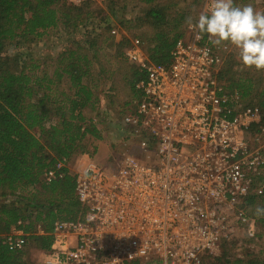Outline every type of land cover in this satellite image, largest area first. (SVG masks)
Masks as SVG:
<instances>
[{"label":"built area","instance_id":"2783aa9c","mask_svg":"<svg viewBox=\"0 0 264 264\" xmlns=\"http://www.w3.org/2000/svg\"><path fill=\"white\" fill-rule=\"evenodd\" d=\"M194 25L167 65L152 63L138 45L126 50L146 71L136 108L122 119L141 156L126 151L112 165L82 154L74 173L85 213L55 222L50 250L33 264H202L239 232L256 236L245 209L250 196L264 195L262 113L220 81V53ZM27 236L16 227L5 240L23 250Z\"/></svg>","mask_w":264,"mask_h":264},{"label":"trees","instance_id":"16d2710c","mask_svg":"<svg viewBox=\"0 0 264 264\" xmlns=\"http://www.w3.org/2000/svg\"><path fill=\"white\" fill-rule=\"evenodd\" d=\"M121 1L105 2L111 12L96 22L89 10L92 2L0 0V264H33L25 250L10 249L6 243L5 236L13 228L28 234L27 243L42 253L51 248L55 222L77 220L85 213L70 165L75 155L88 150L89 141L102 138L97 123L87 115L100 102V82L109 79L100 51L118 48L114 57L119 69L125 70L123 76L135 99L130 112L136 108L141 97L136 84L146 79V71L126 55L132 40L123 35L117 41L111 34L112 16H117L114 7ZM136 1L146 6L138 21L152 28L146 38L147 57L154 64L167 65L176 42L184 36L181 27L187 13L174 10L178 5L174 0ZM126 8V3L120 6L122 11ZM59 25L72 34L82 26L84 33L58 53L50 71L27 48ZM218 77L241 95L246 106L261 111L264 125V70L240 71L233 57L225 61ZM49 171L56 174L52 180L47 178ZM258 198L264 202V195H252L247 207ZM38 226L44 234L36 233ZM231 244L224 242L219 256L206 254L202 264H264V250L263 256L231 257L227 250Z\"/></svg>","mask_w":264,"mask_h":264},{"label":"rangeland","instance_id":"374dc122","mask_svg":"<svg viewBox=\"0 0 264 264\" xmlns=\"http://www.w3.org/2000/svg\"><path fill=\"white\" fill-rule=\"evenodd\" d=\"M174 1L178 2L174 10H184L187 13V19L181 27V30L184 31L185 34L188 26L195 24L199 15L205 12L207 0ZM124 3L127 4V8L122 11L120 10V6ZM236 5H251L255 10L264 12V0H236ZM114 8L117 10V16H112L113 29L117 30V34H114V38L118 41L121 39V36H127L132 40V45H138L147 55L145 51V48L148 47L146 38L152 35V28L148 24H143L141 21H138V17L143 15L146 6L136 0H123L119 6H115ZM89 10L95 13L94 21L100 22L102 17L106 14H110L111 7L108 6V3H93ZM122 20L125 22L131 20V22L122 24ZM70 31L71 29L67 30L64 26L59 25V27L50 30L41 40L31 44L27 50L31 52V57L33 59L39 60L44 69L52 71L58 53L71 42L74 36H82L84 28L80 26L79 30L74 34L69 33ZM111 34L113 35L112 31ZM205 37L209 39L207 35ZM216 47L222 58L221 67L225 61L234 57L237 62L238 70H250V67H245L240 63L238 51L234 46L229 43H224ZM117 50L118 48L116 49L113 47L108 48L105 53L103 50L99 52L101 54L102 64L106 66L105 69L108 71L107 75H105L109 77V79L107 81L103 80V85L100 82V90L102 92L100 102L94 110H88L87 115L92 117L97 123L98 128L101 130L102 138L89 141L88 150L84 152L90 154L99 162L112 165L119 162V158L126 151L141 156V153L135 146V142L129 140V134L125 131V127L122 124L124 115L133 109L135 99L132 96L126 78L123 76L125 70H120L116 63L117 59L114 56ZM107 59L109 61H107ZM99 67L98 65L97 68ZM118 69L119 71L116 75L112 73L113 70ZM93 147H96L95 151ZM82 154L75 155L71 161L70 167L73 171L75 170L77 160ZM261 205H264V202L262 198H258L251 206L246 207V213L257 222V234L255 237L251 238L245 232H239L238 236L233 241L229 242L232 244L227 248L231 257H244L248 254L263 256L264 221L259 220V218L263 219L264 213H257V209ZM223 243H221L219 252L209 255L219 256L222 253ZM23 250H25L28 261L33 263L39 261L42 253L31 244L26 243ZM142 264L147 263L143 262Z\"/></svg>","mask_w":264,"mask_h":264},{"label":"clouds","instance_id":"9594fccd","mask_svg":"<svg viewBox=\"0 0 264 264\" xmlns=\"http://www.w3.org/2000/svg\"><path fill=\"white\" fill-rule=\"evenodd\" d=\"M194 28L198 34L207 35L214 46H234L245 67L264 70V12L251 5L236 6L234 0H212ZM262 212L264 209H257V213Z\"/></svg>","mask_w":264,"mask_h":264}]
</instances>
